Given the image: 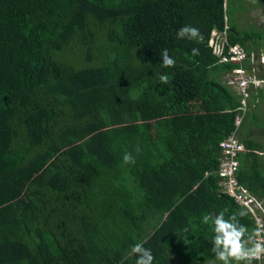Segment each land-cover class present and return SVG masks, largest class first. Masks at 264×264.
I'll return each mask as SVG.
<instances>
[{"label":"trees","instance_id":"trees-1","mask_svg":"<svg viewBox=\"0 0 264 264\" xmlns=\"http://www.w3.org/2000/svg\"><path fill=\"white\" fill-rule=\"evenodd\" d=\"M227 2L0 0V264H135L138 242L153 264L215 259L202 215L245 210L218 185L219 143L263 125L264 92L238 111L223 79L238 64L208 47L227 26L229 44L259 53ZM185 25L203 39H177ZM244 141L236 177L264 208L262 146Z\"/></svg>","mask_w":264,"mask_h":264},{"label":"built area","instance_id":"built-area-1","mask_svg":"<svg viewBox=\"0 0 264 264\" xmlns=\"http://www.w3.org/2000/svg\"><path fill=\"white\" fill-rule=\"evenodd\" d=\"M226 29L227 26L221 33L212 31L208 40V47L211 49L212 54L218 58V63L238 64V67L230 72L231 79H229L228 83L241 96V104L238 111L244 112L250 92L264 87V77L261 78L255 73V68L264 65V54L255 52L248 54L238 44H229L226 39ZM241 118V114L236 116L234 121L235 128L240 125ZM219 148L220 156L216 174L219 179L218 185L221 192L233 198L234 202L247 210L253 217L257 229H261L262 235H264L263 205L241 186L236 177L239 167L238 155L244 150L238 141L236 131L225 137L219 143ZM257 262L264 264V259Z\"/></svg>","mask_w":264,"mask_h":264},{"label":"clouds","instance_id":"clouds-1","mask_svg":"<svg viewBox=\"0 0 264 264\" xmlns=\"http://www.w3.org/2000/svg\"><path fill=\"white\" fill-rule=\"evenodd\" d=\"M177 39H187L189 41H201L203 39L199 29L191 25H185L177 31ZM199 55V49L193 48L191 56ZM160 59L164 68L175 66V60L169 56L168 49H162ZM160 82L168 84L170 77L160 75ZM134 158L130 153H125L123 163L125 165L134 163ZM247 215L245 210L227 214V209L221 210L216 214L207 213L201 217L203 225L211 224L213 239L211 252L215 259L208 264H254V262L264 259V235L262 230L257 229L253 234L245 224L241 223L240 218ZM131 254L135 255V264H153L154 256L150 249L143 246L142 242L134 244Z\"/></svg>","mask_w":264,"mask_h":264},{"label":"rangeland","instance_id":"rangeland-1","mask_svg":"<svg viewBox=\"0 0 264 264\" xmlns=\"http://www.w3.org/2000/svg\"><path fill=\"white\" fill-rule=\"evenodd\" d=\"M227 15L230 21V24L237 27L239 30L245 31H253L255 33H260V47L258 49L259 53H263L264 49V0H228L227 2ZM257 53V54H259ZM256 75H260L261 68H255ZM226 84L235 90L231 85H229L228 81L231 79V75L227 74L223 77ZM248 97L247 100H249ZM264 107V105H262ZM257 108V112L260 116L258 122H264V118L261 119L264 115V109L261 107ZM263 110V111H262ZM250 127L245 124L243 126L242 131L247 132ZM251 135L254 139H258V141H264V131L260 129L251 130ZM239 138V137H238ZM263 221H264V210H263Z\"/></svg>","mask_w":264,"mask_h":264},{"label":"crops","instance_id":"crops-1","mask_svg":"<svg viewBox=\"0 0 264 264\" xmlns=\"http://www.w3.org/2000/svg\"><path fill=\"white\" fill-rule=\"evenodd\" d=\"M264 54V53H263ZM260 68H261V66H259ZM258 90H261V91H263L264 92V87L263 88H257V89H255V90H252V91H258ZM251 91V92H252ZM256 101H258V100H256ZM262 105H264V101L263 102H261V104H260V106H262ZM259 106V107H260ZM250 109H253V106H251L250 107ZM261 109H264V107L262 106L261 107ZM263 111V110H262ZM259 118H260V116H259ZM264 118V115H263V117L261 118V119H263ZM254 129H260V130H263L264 131V122H263V125H260L259 127H254V126H250V128H249V130L247 131V132H243V134L240 136V135H237V138H238V140H239V142L241 143V145L243 146V148H244V150L241 152V153H246V151H248V148H247V145H246V142L244 141L245 139H251V140H253V141H256V142H259V143H261V146H262V148L260 149V151L261 152H257L259 155H262V157H264V141H258V139H254L253 137H252V135H251V130H254ZM242 139V140H241Z\"/></svg>","mask_w":264,"mask_h":264}]
</instances>
